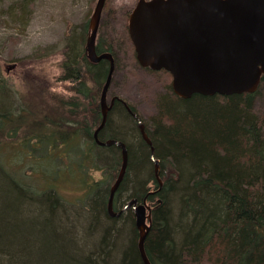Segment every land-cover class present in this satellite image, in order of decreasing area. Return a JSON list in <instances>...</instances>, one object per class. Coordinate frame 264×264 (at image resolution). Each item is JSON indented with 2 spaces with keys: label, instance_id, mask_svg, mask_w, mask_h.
Segmentation results:
<instances>
[{
  "label": "trees",
  "instance_id": "trees-1",
  "mask_svg": "<svg viewBox=\"0 0 264 264\" xmlns=\"http://www.w3.org/2000/svg\"><path fill=\"white\" fill-rule=\"evenodd\" d=\"M71 41L75 52L63 64L64 80L74 84L76 94L63 104L73 113L70 134L60 130V121L47 120L44 126L33 122L29 110L10 111L0 80V264H143L133 213L112 217L108 212L109 184L119 175L121 150L100 147L93 139L101 114L91 83L98 88L105 81L107 63L90 64L82 43ZM257 92L182 99L169 85L160 97L159 115L145 126L160 164L161 189L135 109L130 113L116 102L110 111L100 139L119 140L128 150L114 208L123 188L139 201L158 200L145 242L152 264H264V116L254 111ZM25 123L26 137L18 145L3 142L7 135L17 137ZM59 146H70L67 153L77 170L72 178L81 182L79 173L89 177L102 170L111 181L91 178L81 208L66 205L55 187L45 192L25 180L39 168V157L64 167V156L52 154ZM7 148L19 158L22 175L8 168ZM45 167L40 170L46 172ZM148 180L156 186L154 194Z\"/></svg>",
  "mask_w": 264,
  "mask_h": 264
},
{
  "label": "rangeland",
  "instance_id": "rangeland-1",
  "mask_svg": "<svg viewBox=\"0 0 264 264\" xmlns=\"http://www.w3.org/2000/svg\"><path fill=\"white\" fill-rule=\"evenodd\" d=\"M97 1L0 0V80L5 83L3 92L10 111L18 113L21 109L29 110L33 113V122H41V125L46 126L49 124L47 120L54 119L62 123L61 131L69 134L72 132L70 122L74 120L71 115L73 113L70 107L67 108L63 104L76 94L74 84L64 80L66 75L63 64L69 54L75 52L70 39H78L85 53L89 22ZM138 1L106 0L97 42L102 49L111 47L116 58V70L109 88L108 100L116 97L126 102L150 128L152 119L159 115L161 95L166 94L169 85L172 88V76L166 71L143 68L137 59L134 60L135 50L133 52L134 48L131 49L132 42L130 37L127 38L125 27H128L130 15ZM103 85L104 80L98 88L91 83L93 94H99V105ZM86 103L88 105V102ZM254 111L259 116H264V84H260L257 92ZM26 124H22V128L18 129L17 137L7 135L3 142L18 145V141L26 137ZM75 124L77 125L76 122ZM10 148L4 151L3 157L6 158L8 168L20 176L24 173L20 170V160ZM69 148L70 146H59L52 153L53 156H64V167H58L54 162L50 163L49 160L39 157L40 159L35 161L39 168L33 170V177L25 176V180L38 189L45 190L47 186L56 187L63 177L61 183H58L63 202L70 207H80L86 205L85 186L91 178L107 184L111 181L106 180L102 170L92 172L89 177L79 173L81 182L72 178L69 174H77V170L74 169L75 163L71 161V155L68 156ZM30 161L26 164H31ZM41 167H45L47 171L42 172ZM50 172L54 173L51 175L55 177L53 182L48 176ZM116 179L109 184L110 188ZM147 183V188L156 190L153 182L149 183L148 180ZM124 190L123 188L115 201L116 210L122 209L131 199H135L130 197V190ZM147 202L149 206L156 208L158 200L155 198Z\"/></svg>",
  "mask_w": 264,
  "mask_h": 264
},
{
  "label": "water",
  "instance_id": "water-1",
  "mask_svg": "<svg viewBox=\"0 0 264 264\" xmlns=\"http://www.w3.org/2000/svg\"><path fill=\"white\" fill-rule=\"evenodd\" d=\"M106 0H98L89 22L85 54L97 64L112 62V54L97 53V37ZM129 36L139 65L152 71L165 70L172 76V90L179 98L193 95L214 96L253 94L264 77V0H139L129 18ZM112 66L101 93L103 118L99 130L105 127L114 97L108 101L112 82ZM130 113L132 110L128 107ZM134 114V113H133ZM98 130V131H99ZM139 130L151 146L155 177L163 186L160 164L154 157V146L139 121ZM99 145H116L122 149V166L110 189L108 212L120 217L114 208L115 195L128 167L125 143L98 140ZM152 194L155 193L151 192ZM139 232L138 249L143 264H151L145 249L146 238L153 225V207L147 197L129 201Z\"/></svg>",
  "mask_w": 264,
  "mask_h": 264
},
{
  "label": "bare ground",
  "instance_id": "bare-ground-1",
  "mask_svg": "<svg viewBox=\"0 0 264 264\" xmlns=\"http://www.w3.org/2000/svg\"><path fill=\"white\" fill-rule=\"evenodd\" d=\"M97 53L99 54V55H102V54H104V53H110V54H112V62L111 61H109V60H105V61H107V69H108V71H107V75H106V79H107V77H108V75H109V73H110V70H111V68H112V66L114 67V70H116V58H115V55H114V53L113 52H109V51H105V52H103V51H101L100 52V50L98 49V46H97ZM87 58V57H86ZM87 60H88V62L90 63V64H94L93 62H91L88 58H87ZM114 70H113V73H112V79H113V76H114ZM106 79H105V81H106ZM105 81H104V83H105ZM101 93H102V91H101ZM118 101H121V103H123V105H124V107H126L127 109H128V107L131 109V107L126 103V102H124V101H122V100H119V98H117L116 100H115V102H118ZM113 109V108H112ZM129 111V110H128ZM100 114H101V121H102V118H103V114H102V110H101V97H100ZM133 116L137 119V122H138V127H139V121L143 124V125H145L146 126V124L145 123H143L141 120H140V118H139V116H138V114L137 113H134L133 114ZM101 121H100V123H99V125L97 126V127H95V129H94V132H93V139L95 140V142H96V144L97 145H99L98 143H97V141H96V138H95V134H96V132L99 130V127H100V124H101ZM104 128H102L101 130H99L98 131V140L99 141H101L102 143H106V142H108V141H112V140H114V141H119V140H115V139H111L110 137H108L106 140H104V141H102L101 139H100V132L103 130ZM140 131V130H139ZM145 131H146V128H145ZM141 133V132H140ZM146 133H147V131H146ZM147 135H148V137L150 138V136H149V134L147 133ZM141 136H142V134H141ZM143 138V137H142ZM121 142V141H120ZM100 147H111V146H115V147H117V148H119L120 150H121V157H122V149L120 148V147H118V146H116V145H99ZM122 166V165H121ZM120 170H121V168H120ZM59 188L60 187H55L53 190L55 191V193L57 194V195H59L60 196V194H59ZM43 191H45V192H48L49 190L48 189H46V190H43ZM85 191H86V189H85ZM67 205V204H66ZM126 205V204H125ZM125 205H124V207L122 208V209H120V210H116V208L114 209L115 210V212H117V213H119V212H121L122 210H124L123 211V213L125 212V211H128L129 209H124L125 208ZM131 212H132V210H130ZM122 213V214H123ZM136 227V226H135ZM137 229V228H136ZM138 231V230H137ZM138 241H139V232H138ZM139 250V249H138ZM139 254H140V252H139ZM140 256H141V254H140ZM142 259V258H141ZM143 262V261H142ZM151 262V261H150ZM152 264V263H151Z\"/></svg>",
  "mask_w": 264,
  "mask_h": 264
},
{
  "label": "flooded vegetation",
  "instance_id": "flooded-vegetation-1",
  "mask_svg": "<svg viewBox=\"0 0 264 264\" xmlns=\"http://www.w3.org/2000/svg\"><path fill=\"white\" fill-rule=\"evenodd\" d=\"M97 46H98V42H97ZM100 52H101V51H100ZM86 57H87V56H86ZM102 61L107 63V61H105V60H102ZM102 61H101V62H102ZM99 63H100V62H99ZM99 63H97V64H99ZM97 64H94V65H97ZM112 99H113V98H112ZM110 101H111V100H110ZM110 101H109V102H110ZM118 102H119V101H118ZM115 103H116V102H115ZM122 104H123V103H122ZM114 106H115V104H114ZM114 106H113V107H114Z\"/></svg>",
  "mask_w": 264,
  "mask_h": 264
}]
</instances>
